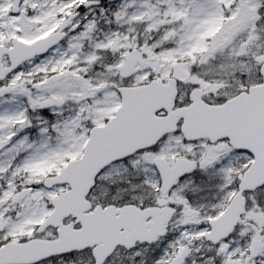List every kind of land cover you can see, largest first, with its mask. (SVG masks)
I'll list each match as a JSON object with an SVG mask.
<instances>
[{
  "label": "snow or ice",
  "instance_id": "1",
  "mask_svg": "<svg viewBox=\"0 0 264 264\" xmlns=\"http://www.w3.org/2000/svg\"><path fill=\"white\" fill-rule=\"evenodd\" d=\"M0 264H264V0H0Z\"/></svg>",
  "mask_w": 264,
  "mask_h": 264
}]
</instances>
